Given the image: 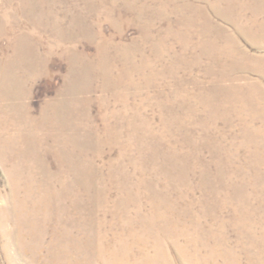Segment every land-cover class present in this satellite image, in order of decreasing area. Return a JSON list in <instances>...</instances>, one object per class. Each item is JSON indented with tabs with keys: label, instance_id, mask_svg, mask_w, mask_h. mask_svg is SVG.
I'll return each instance as SVG.
<instances>
[{
	"label": "rangeland",
	"instance_id": "obj_1",
	"mask_svg": "<svg viewBox=\"0 0 264 264\" xmlns=\"http://www.w3.org/2000/svg\"><path fill=\"white\" fill-rule=\"evenodd\" d=\"M145 261L264 264V0H0V264Z\"/></svg>",
	"mask_w": 264,
	"mask_h": 264
},
{
	"label": "bare ground",
	"instance_id": "obj_2",
	"mask_svg": "<svg viewBox=\"0 0 264 264\" xmlns=\"http://www.w3.org/2000/svg\"><path fill=\"white\" fill-rule=\"evenodd\" d=\"M147 259H149V258H147ZM140 264H153V263L151 261H145V262L140 263Z\"/></svg>",
	"mask_w": 264,
	"mask_h": 264
}]
</instances>
